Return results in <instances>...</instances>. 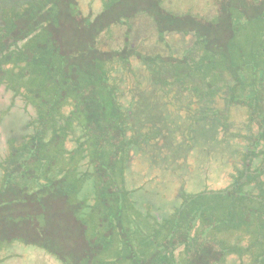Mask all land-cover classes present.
<instances>
[{
  "label": "trees",
  "instance_id": "16d2710c",
  "mask_svg": "<svg viewBox=\"0 0 264 264\" xmlns=\"http://www.w3.org/2000/svg\"><path fill=\"white\" fill-rule=\"evenodd\" d=\"M236 1L242 6L241 0ZM148 2L156 14L167 15L163 8L157 9L156 0ZM103 3L104 11L89 22L78 17L73 0H0V86L9 94L7 104L0 108V123L4 124L0 126L8 133L0 158V247L6 246L17 256L21 251L35 254L34 250H43L59 264H124L123 260H129L125 264H224L228 254H248L249 264H264V248H251L260 243L257 235L245 231L252 218L260 224L264 220V60L259 59L264 58V0L257 9L262 22L255 45L257 58L249 49L236 47V29L227 26L220 37L219 32L199 31L191 13L172 14L169 19L184 26L172 30L193 35L180 54L163 57L132 52L141 61L154 64L158 76L162 69L168 72L156 78L167 88L166 93L186 91L203 102L188 114L190 130L201 120L225 119L232 104L245 107L246 126L256 125L257 130L239 135L247 141L241 154L243 163L226 187L182 193L168 218L154 224L152 234L132 229L140 236L131 235L125 242L128 248H115L111 256L107 253L111 229L122 226V217L133 219L130 214L141 213L124 181L128 152L147 144L150 137L166 139L168 132L156 125L158 116L146 119L142 102L132 110L121 104L119 82L105 66L122 62L130 70L131 51L125 45L105 52L95 45L98 33L109 26L105 17L121 23V16H129L123 11L114 18L110 15L114 1ZM224 4L225 0H217L209 25H219L222 20L232 24L241 13L231 7L225 11ZM148 14L158 19L156 14ZM157 29L163 42L166 28ZM68 30L86 39L78 42L79 53L66 51L67 41L60 39ZM202 57H208L210 70L198 69ZM216 95L225 100L224 108H212ZM26 113L30 116L22 122ZM67 141L73 144L69 149ZM235 201L241 204L240 213L228 205ZM67 211L90 248L79 253L68 250L64 256L58 249L40 244L38 237L42 218ZM91 216L93 221L88 220ZM24 221L28 222L22 224ZM232 227L242 232L236 237L249 235L246 247L235 242L231 248H214L222 230ZM87 229L93 231L88 234ZM32 234H38L37 239H31ZM16 242L41 248L17 252ZM98 243L101 248L96 247Z\"/></svg>",
  "mask_w": 264,
  "mask_h": 264
},
{
  "label": "rangeland",
  "instance_id": "374dc122",
  "mask_svg": "<svg viewBox=\"0 0 264 264\" xmlns=\"http://www.w3.org/2000/svg\"><path fill=\"white\" fill-rule=\"evenodd\" d=\"M73 1L79 9L78 17L81 19L87 18L89 22H93L104 11L103 0ZM113 1V10H111L110 15L117 18L121 12H126L129 17L122 18L121 16L120 18L123 22H127L129 27L126 23H114L113 18L105 17L104 20L109 22V26L104 27L98 33L95 46L105 52H113L125 45L129 48V51H131L129 53L130 70L126 69L122 62H112L105 66L107 69L111 68L112 77L119 82L118 89L123 92L119 98L120 102L127 109L137 108V104L142 102L145 107L146 119H155L158 116V124L156 125L168 133L166 139L163 136L150 137L147 144L141 143L139 144L141 146L137 145L139 148H132L128 152L127 157L129 159H127V168L125 166L124 181L126 187L131 190L130 197L134 202V206L141 210V213L130 214L129 217H133V219L121 216V219H123L122 226L111 229L112 234L108 237L109 247L107 250H110V252H107L110 253V256L115 248H128L125 247V242L131 235L140 236L139 233H133L132 229L139 228V232L143 235L152 234L151 229L155 226L154 224L156 222L158 224L165 216L168 218L167 214L173 210V207L178 205L182 193L187 194L202 189L226 187L231 181V176L236 173V168H240L243 163L241 154L247 146V141L239 135L257 130L256 125L246 126L247 113L245 107L241 104L230 105L229 114L225 119L219 118L213 121V117L211 123L201 120L198 123L196 122L193 129L190 130L188 114L198 106H202L203 102L186 91L166 93L167 88H163L161 83L158 84L156 78H162L163 75L167 76L168 72L162 69L160 71L161 76H158V73L154 70V64L141 61L134 53L163 57L169 56L168 53L173 54V56L180 54L181 50L193 40V35L191 32L184 34L182 30H172L178 28V26L181 27V25H177L169 19H171L172 14L187 15L191 13L196 18L194 21L199 31L204 32L206 30L212 34L219 32L218 37H220L223 35L225 27L236 29V32H239L235 36V39L238 38L234 41L236 47L249 49L251 55L257 58L255 45L259 43L257 39H260L259 27L261 28L260 24H262L257 16V9L262 0H241L242 6L236 0H225V4L222 6L225 11L228 7H231L232 10L241 12L229 25L224 20L220 21L219 25L216 23L209 25L210 18L216 13L217 0H156V3L158 2L157 9L163 8L167 15L162 12L156 14L153 11L155 8L151 7L148 0ZM231 1L236 2L238 6ZM70 4L68 3V5ZM148 12L156 14L155 17L158 19L150 16ZM258 19L260 22H257ZM158 26L166 28L162 30V38L165 43L159 40ZM181 28H184V26ZM68 38L71 40L69 41ZM60 39L67 41L66 45L69 50L66 49V51L70 53H79V51H76L81 50V45L78 42L81 43L86 40L84 37L79 38L73 35L72 30L65 32ZM63 48H65L64 44ZM133 51L134 53H132ZM259 59L264 60V58ZM210 64L208 57H202V62H199L197 67L199 70L203 68L208 71L210 70ZM8 97L9 94L4 92L0 86V108L7 104ZM211 105L212 108L220 109L226 106L225 100L219 95L214 96ZM185 107L188 108L187 111L184 109ZM67 108L64 110L67 111ZM262 110L264 115V100ZM28 116L30 114L27 115L26 113L22 122L27 120ZM7 122L9 123V121ZM224 123L226 125H223ZM0 124L4 125L2 122ZM19 131L17 130L15 133ZM7 135L0 126V158L5 150ZM72 146L71 141L66 142L68 149ZM83 191L81 194H83ZM228 205L234 206L233 210L241 212L239 201L228 203ZM45 217L40 220L42 230L38 237L40 244L48 248L58 249L64 256L67 255V252L69 253L68 250H75L76 253H79L83 251V248H90V245L88 247L84 245L81 237L82 233L79 229H75L69 211L64 214L59 212L56 217ZM93 219L91 216L88 220L93 221ZM256 220L257 218L248 220L250 226L243 225L244 227L248 226V230L245 229V231L253 232L252 234L257 235L258 242H260L251 248H264V220L262 224L259 220ZM15 222L17 223V221ZM26 222L28 221H24L22 224ZM30 227H32V224ZM209 229L212 230V228ZM236 229L237 227H232L222 230L218 236L219 239L217 238L218 246L214 245V248H231V245L235 242L241 248H245L251 239L249 235L239 237L242 232L240 233ZM92 231L91 229L86 230L88 234ZM205 234H207L206 237L209 235L208 233ZM237 235L239 236L236 237ZM37 236L32 234L31 239H37ZM208 239H210V236ZM13 244L17 252L20 248L31 250L32 248H41L40 245L38 247L17 242ZM96 247L101 248V245L98 243ZM178 248H182V246ZM34 251L35 254H27L21 251L20 255L17 256L15 251L7 250L6 246L0 247V264H59V260L54 258L51 253L43 250ZM52 251L54 250L52 249ZM65 251L66 253H63ZM252 255L254 254L252 253ZM128 261L123 260V263L125 264ZM249 262L251 263L248 254L241 256L228 254L224 264H249Z\"/></svg>",
  "mask_w": 264,
  "mask_h": 264
}]
</instances>
